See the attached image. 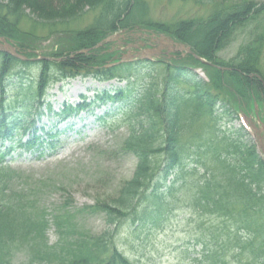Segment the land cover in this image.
Segmentation results:
<instances>
[{
    "label": "trees",
    "instance_id": "1",
    "mask_svg": "<svg viewBox=\"0 0 264 264\" xmlns=\"http://www.w3.org/2000/svg\"><path fill=\"white\" fill-rule=\"evenodd\" d=\"M181 1L210 3V14L167 22L151 17L146 0H0V37L29 58L0 50V143L22 144L34 108L26 106L19 119L9 118L3 101L14 70L24 73L29 65H39V75L29 87L33 103L44 101L54 83L84 76L126 82V87L96 96L101 105L117 104L133 94L134 81L149 78L125 113L128 134L122 150L137 159L133 176L107 201L77 210L104 214L108 225L101 233L80 228L73 208L49 213L46 208L30 207L25 192L11 186L18 174L5 164L7 151L0 150V264H14L21 248L28 251L25 264H135L116 241L121 226L128 220L141 226L162 225L166 214L182 203L192 214L223 217L237 233L249 232L246 241L226 229L203 234V239L211 241L202 255L208 264H227L226 250L236 238L233 251L247 255L244 264H264V157L256 144L223 132L217 113L219 105L229 107L236 116L239 110L252 111L256 104L264 107V1ZM88 11L96 12L89 26L69 27ZM31 16L51 29L62 27L48 35L59 34L57 46L47 55L51 59L31 60L41 56V43L46 39L22 28ZM142 30L184 43L205 61L179 53L166 60L137 59L111 66L120 52L112 50L114 42L107 39L122 31ZM243 34L236 54L222 57ZM72 111L76 112L70 107L64 113ZM237 132L244 135L242 127ZM29 141L25 144H35ZM51 223L59 235L54 244L47 236ZM247 246L248 252L244 250Z\"/></svg>",
    "mask_w": 264,
    "mask_h": 264
},
{
    "label": "rangeland",
    "instance_id": "2",
    "mask_svg": "<svg viewBox=\"0 0 264 264\" xmlns=\"http://www.w3.org/2000/svg\"><path fill=\"white\" fill-rule=\"evenodd\" d=\"M146 1L150 6L151 17L167 22L205 18L211 10L210 3L195 4L181 0ZM95 16V11H88L69 27L85 28L94 21ZM57 27L51 29L40 24L33 16L26 18L22 23L23 29L32 30L46 38L42 41L39 51L43 56H47L54 45L57 46L59 34L53 33L48 36L50 30L62 31L60 25ZM143 33L146 36L136 37L134 42L129 41L133 45L132 48L126 47L121 51L140 55L149 50L146 46L154 44V50L161 51V55H164L163 52L176 53V50L169 49L173 48V44L165 35ZM120 34L125 38V32ZM243 37L244 34L226 48L221 56L226 59L233 57ZM117 46L119 45L116 44L113 48ZM0 50L12 52L10 46L4 43L0 44ZM166 59L169 58L163 60ZM262 65L264 67V52ZM38 68L39 65L34 64L29 65L24 73L21 70H14L6 83L3 104L7 108L9 118L19 119V114L25 110L24 107L34 105V108H31L32 116L28 118L26 124L29 129L22 136L24 145H15L10 141L0 143V150L8 153L5 164L18 174L11 186L20 192L22 190L25 192L33 209L46 208L52 213L62 207L73 208L76 210L74 214L78 218L80 228L101 233L108 225L104 214L78 213L77 210L92 206L98 201H107V198L113 196L124 181L133 176L137 159L134 154L122 150L123 141L128 134V118L125 113L143 83L148 82L149 78L142 77L138 78L137 82L134 81L133 94L126 101L117 104L108 103L101 106V103L95 102V98L104 90L126 87V82L99 81L94 77L84 76L54 83L44 101L33 103L29 100L31 98L29 87L39 75ZM197 72L200 77L207 78L202 70ZM37 84L38 81L35 80V85ZM79 104H87L88 108L79 110L78 114L74 111L64 113L70 107L77 110ZM228 108L223 105L217 107V113L221 118L218 127L228 134L234 133L232 136L234 138L242 136L241 140L256 144L260 153H263L264 149L257 140L256 129L250 126L246 117L237 119ZM257 109L264 117L262 113L264 109L259 107ZM251 117L256 127L264 125L263 118L260 122L254 113ZM242 124L247 126L244 135L242 132H237ZM18 132L21 134L22 130ZM30 139L34 140L35 144L32 142L25 144ZM262 142L264 145V141ZM68 201L71 202L70 205H66ZM224 229L230 230L233 235L238 234L239 240L241 237L244 241L248 239V231L237 233L232 222L224 221L223 217L192 214L182 203L181 208L166 214V221L162 225L141 226L131 220L126 221L124 226H121L116 241L120 249L135 264H208L202 259V255L205 249H209L211 241L208 237L203 239L202 235L209 236L212 231L221 233ZM47 236L50 244L56 243L59 238L53 223L49 227ZM236 240L237 238L233 239L226 250L227 264H244L248 258L246 254L240 255L237 251H233L237 248ZM244 250L248 252V246ZM198 257L200 261L197 263L195 259ZM28 259V251L21 248L15 253L13 263L25 264Z\"/></svg>",
    "mask_w": 264,
    "mask_h": 264
},
{
    "label": "water",
    "instance_id": "3",
    "mask_svg": "<svg viewBox=\"0 0 264 264\" xmlns=\"http://www.w3.org/2000/svg\"><path fill=\"white\" fill-rule=\"evenodd\" d=\"M0 39H1V41H2L4 44H7L8 46H10V48H11V50H12V53H13L14 55L19 56V57H21V58H23V59H26V57H22V55H20V54L17 53L16 48H15L10 42H8L6 38L1 37ZM172 43H173V45H174L173 50L181 51V52H188V53H190V54L195 55L197 58H200V56L197 55L194 51H192V49H191L189 46H186L185 44H182V43H179V42H174V41H172ZM155 54H156L155 51H150V52L145 53V54L143 55V57H145V58H151V57H153Z\"/></svg>",
    "mask_w": 264,
    "mask_h": 264
}]
</instances>
